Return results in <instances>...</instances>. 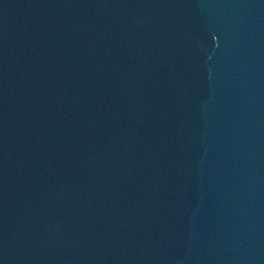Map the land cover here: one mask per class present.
<instances>
[{
    "label": "water",
    "instance_id": "obj_1",
    "mask_svg": "<svg viewBox=\"0 0 264 264\" xmlns=\"http://www.w3.org/2000/svg\"><path fill=\"white\" fill-rule=\"evenodd\" d=\"M0 264H264V0H0Z\"/></svg>",
    "mask_w": 264,
    "mask_h": 264
}]
</instances>
